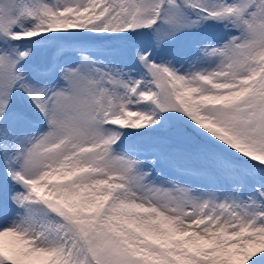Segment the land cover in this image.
<instances>
[{
  "label": "snow or ice",
  "instance_id": "1",
  "mask_svg": "<svg viewBox=\"0 0 264 264\" xmlns=\"http://www.w3.org/2000/svg\"><path fill=\"white\" fill-rule=\"evenodd\" d=\"M0 264H264V0H0Z\"/></svg>",
  "mask_w": 264,
  "mask_h": 264
}]
</instances>
